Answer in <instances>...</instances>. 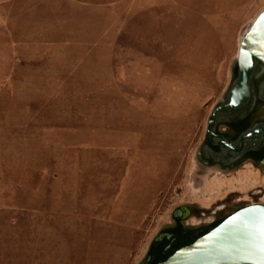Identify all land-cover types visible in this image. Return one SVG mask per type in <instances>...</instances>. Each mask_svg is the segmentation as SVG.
Segmentation results:
<instances>
[{"label":"rangeland","instance_id":"obj_1","mask_svg":"<svg viewBox=\"0 0 264 264\" xmlns=\"http://www.w3.org/2000/svg\"><path fill=\"white\" fill-rule=\"evenodd\" d=\"M264 0H0V264H140L175 223L264 203L197 150Z\"/></svg>","mask_w":264,"mask_h":264},{"label":"water","instance_id":"obj_2","mask_svg":"<svg viewBox=\"0 0 264 264\" xmlns=\"http://www.w3.org/2000/svg\"><path fill=\"white\" fill-rule=\"evenodd\" d=\"M260 69L264 70V9L244 32L230 85L223 95V101H219L208 117L206 131L210 138L216 135L213 127L220 114L241 108L250 101L252 79ZM260 115L264 116V107L260 110ZM251 135L253 134L247 136ZM205 139L197 150L200 161L199 152ZM227 145L233 147L229 142ZM190 210L189 206L181 205L173 211V217L176 220V215L182 214L184 219L190 213L184 214ZM168 228L159 232L140 264L147 263L151 247L155 241L163 237ZM158 264H264V203H253L239 208L218 225L190 244L178 248Z\"/></svg>","mask_w":264,"mask_h":264},{"label":"flooded vegetation","instance_id":"obj_3","mask_svg":"<svg viewBox=\"0 0 264 264\" xmlns=\"http://www.w3.org/2000/svg\"><path fill=\"white\" fill-rule=\"evenodd\" d=\"M251 86L250 101L241 108L220 114L213 127L216 135L212 138L207 135L206 131V139L199 152L204 165L217 166L224 171H236L245 163L264 165V116L260 115V110L264 107V70L258 71L252 79ZM250 133L253 135L247 136ZM227 142L233 147L228 146ZM189 213L190 211H187L184 215ZM227 216L218 217L213 223ZM182 218V214H177L174 225L168 228L163 233V237L155 241L153 246L157 247V242L168 240L163 252L173 253L178 248L187 245L188 241L198 238L212 228L211 225L196 229L188 228L183 224ZM180 228L181 231H179ZM150 263L151 256L149 255L146 264Z\"/></svg>","mask_w":264,"mask_h":264},{"label":"trees","instance_id":"obj_4","mask_svg":"<svg viewBox=\"0 0 264 264\" xmlns=\"http://www.w3.org/2000/svg\"><path fill=\"white\" fill-rule=\"evenodd\" d=\"M236 72H237V70H236ZM224 219L225 218L220 219V220H217L216 222L212 223L211 224V227L212 228L215 227L216 225H218ZM181 230L182 229L180 228L179 231H181ZM201 235H203V234H201ZM194 240L188 241L187 243L190 244ZM166 242H168V240H164L163 242H157L158 243V246L157 247L152 246V250L150 251V254H149L151 256V263L150 264H158L160 261H163V260L167 259L172 254V252L171 253H164L163 252V248H164Z\"/></svg>","mask_w":264,"mask_h":264},{"label":"bare ground","instance_id":"obj_5","mask_svg":"<svg viewBox=\"0 0 264 264\" xmlns=\"http://www.w3.org/2000/svg\"><path fill=\"white\" fill-rule=\"evenodd\" d=\"M242 39V38H241Z\"/></svg>","mask_w":264,"mask_h":264}]
</instances>
